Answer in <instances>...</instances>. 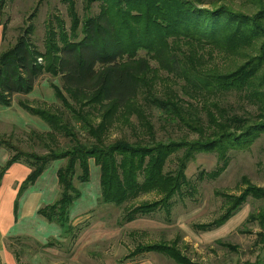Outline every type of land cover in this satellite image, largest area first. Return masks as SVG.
<instances>
[{
  "label": "trees",
  "instance_id": "1",
  "mask_svg": "<svg viewBox=\"0 0 264 264\" xmlns=\"http://www.w3.org/2000/svg\"><path fill=\"white\" fill-rule=\"evenodd\" d=\"M94 2L100 6L95 14ZM250 2L256 11L248 14L220 4L219 0L209 1L211 7L205 6V0H86L87 14L82 17L76 2L68 0L70 27L62 18L57 20V27L50 22L45 50L34 42V28H26L14 44L0 53V105L10 106L15 94H29L36 81L49 73L61 77L62 86L53 87L71 116L67 118L60 109L53 111L19 101L50 127L48 131L32 133L54 145L45 142L48 151L38 153L0 139V147L12 152L0 170V184L9 167L27 162L31 172L23 181L19 196L51 162L65 160L58 170L59 199L38 213L62 226L67 238L75 239L80 228L72 223L71 209L82 196L76 180H91L93 159L100 168L101 202L123 206L144 194L158 195L157 199L126 206L122 224L162 210L170 215L174 197L189 184L186 170L197 153H217L220 166L212 172L202 171L200 176L215 179L227 168L231 149L248 148L264 133V0ZM1 5L4 0H0ZM6 31L7 24L3 23L4 38ZM214 54L236 61L243 58V62L221 70L220 66L209 64ZM231 91L246 92L258 100L263 120L250 123L243 116L231 115L212 97L214 93ZM140 96L163 110L168 119L181 121L198 137L190 141L157 140L147 110L144 105H137L127 108L124 122L132 125L130 118L135 114L147 139L108 141V133L121 113ZM199 110L205 111L206 123ZM77 124L91 137L90 141L80 138ZM57 135L69 139L66 148L57 146ZM180 151L183 153L177 157V168L167 172L170 157ZM248 187L240 195L217 192L228 202L225 211L210 222L194 224L195 229L209 231L223 225L249 196L264 198L263 187ZM251 220H258L260 243L264 244V209L251 213L246 221ZM149 252L162 253L179 264H194L176 242L166 240L139 243L127 257Z\"/></svg>",
  "mask_w": 264,
  "mask_h": 264
},
{
  "label": "rangeland",
  "instance_id": "2",
  "mask_svg": "<svg viewBox=\"0 0 264 264\" xmlns=\"http://www.w3.org/2000/svg\"><path fill=\"white\" fill-rule=\"evenodd\" d=\"M74 1L78 13L82 17L87 14L84 8L86 0ZM205 1V6H212L209 1L213 0ZM219 3L227 4L235 11L248 14L256 11L255 5L250 0H219ZM99 9V3L94 2L92 13H97ZM0 10L3 15L2 18L0 17V53L14 44L19 35L29 26L34 28L32 37L34 42L41 50H45L46 32L50 22L57 27V20L62 18L68 28L71 23L68 0H4ZM3 23L7 24L5 38H2ZM141 55H144V51ZM242 60L243 58L240 60L238 58L236 61L235 58L230 59L224 55L214 54L209 59V64L214 67L220 66L221 70H227L240 64ZM152 64L157 66L155 61H152ZM161 73L163 77L167 76L165 71ZM51 83L62 86L61 77L46 73L36 81L32 93L15 94L10 106H0V139L10 140L15 146L25 151L38 153L48 151L45 142L49 141L51 145L53 142L44 137H36L32 132L42 133L48 131L50 127L42 118L24 110L18 102L28 98L35 105L51 108L53 111L63 110L66 117L70 118V111L55 97ZM181 96L186 100L190 99L188 96L182 94ZM212 97L217 99L231 115L243 116L250 123H260L263 120L258 100L248 96L246 92L214 93ZM137 105H144L143 108L147 110L154 125L157 140L190 141L198 137L197 133L181 121L168 119L163 110L149 105L140 96L121 113L108 133V141L118 138H126L133 142L147 139V133L139 125L135 114L130 118L132 125L124 122L127 108H134ZM196 108H200V105ZM199 111H201L203 122L206 123L208 118L205 111ZM72 121L76 123L73 119ZM77 130L82 140H91L87 132L81 130L80 124H77ZM57 137V146L66 148L69 139L64 135H57ZM182 153L183 151H180L170 157L166 165L167 172L175 171L178 166L177 157ZM10 154L12 152L8 148L0 149V166L5 163ZM228 163L227 168L218 178H201L202 171L212 172L220 166V162L215 152L197 153L186 170L189 184L183 188L181 194L174 197L170 215L162 210L151 216H140L130 223L122 224L121 219L126 206L144 200L157 199L158 195L144 194L138 200L123 206L101 202L100 169L92 159L91 180L86 183L76 180L82 196L71 209L73 211L71 219L72 223L80 228L79 232L77 231L78 236L75 239L61 236L63 231L57 238L60 240L48 238L40 219L36 215L30 216L31 209L27 213V218L21 224L18 222L12 231L10 228L14 225L13 220L8 222L7 228H10L5 233L0 225V264H3L2 253L12 254L15 264H179L174 259L157 252L144 253L134 258L127 257L139 243L163 240L176 242L179 250L194 264L260 262L256 261L260 258L261 249L260 225L258 220L248 222L246 220L251 213L258 214L264 209V198L256 199L249 196L242 209L237 212L238 217L235 221L229 222L222 228L204 232L194 227L196 223L216 219L225 211L228 202L217 192L240 195L249 188V185L264 188V133L248 148L231 149ZM64 164L65 160L51 162L45 172V175H48L38 182L41 183L35 190L46 194L49 198L58 196L61 190L56 178V169ZM30 170L29 164L24 161L8 172L3 180L2 194L6 199L1 209L2 218L5 219L6 215H9V200L15 199L20 182ZM78 173H80L79 170ZM30 194L26 209L32 208L34 204L36 194L32 191ZM11 214L14 217L13 210ZM6 220H9V217ZM48 242H52L53 245H45Z\"/></svg>",
  "mask_w": 264,
  "mask_h": 264
},
{
  "label": "crops",
  "instance_id": "3",
  "mask_svg": "<svg viewBox=\"0 0 264 264\" xmlns=\"http://www.w3.org/2000/svg\"><path fill=\"white\" fill-rule=\"evenodd\" d=\"M3 35V34H2ZM2 38H4L2 36ZM58 77V76H57ZM53 84H56V83H51V86H52V89L54 91V95L55 97L57 98L56 96V93H55V89L53 87ZM58 85V84H56ZM60 86V85H58ZM35 89V87H34ZM33 89V91H34ZM32 91V92H33ZM30 92V93H32ZM29 93V94H30ZM25 101H27L28 103H30V105L32 106H36V107H41L39 105H35L34 103L31 102V100H29L28 98H25L24 99ZM21 101V100H19ZM13 102V101H12ZM19 103V102H18ZM20 104V103H19ZM1 106V105H0ZM24 109V108H23ZM26 110V109H24ZM28 111V110H26ZM29 112V111H28ZM30 113V112H29ZM31 114V113H30ZM48 125V124H47ZM5 146H1L0 149L4 148ZM6 148V147H5ZM11 157V154L10 156L7 158V160L5 161V163L3 165L0 166V170L3 166L6 165V163L8 162V160L10 159ZM57 161V160H56ZM24 163V161H20L18 163H14L11 167H9V169H7V171L5 172V174L3 175V178H2V181H1V184H0V225H1V230L5 233L7 232V230L10 228H7V224L10 220H13L14 222V225L10 228V230L12 231L13 227H15L17 225V223L19 222V224H21V222L27 218V213L28 211H30L32 209V214H30V216L32 215H36L37 218L40 219V221L43 223L42 226H43V229H45L47 231V234H48V238L50 239H57L58 236L64 231V228L62 226H60L58 223L56 222H49L46 218H44L42 215H40L38 213V211L46 206V205H49V204H52L54 203L55 201H57L61 195V191L59 193L58 196H56L55 198H49V196H47L46 194L38 191V190H35V188L40 185V183H38L40 180L42 181L47 175H45V172L46 170L44 171V173L36 180L35 183L33 184H30L26 187V189L18 196V192H19V189L21 188L22 186V183L23 181L27 178V176L29 175V173L24 177V179L20 182L19 184V187L17 189V192H16V197L15 199L12 200H9V215H6L5 219L2 218V215H1V209H2V205H3V202L4 200L6 199V197L3 196L2 194V186H3V180L5 179L6 175L8 174V172H11L12 169L15 167V166H18L20 164ZM96 165V163H95ZM98 166V165H97ZM62 167V166H61ZM60 169V167L58 169H56V178H57V182L59 184V187H60V190H61V186H60V183H59V178H58V170ZM100 169V168H99ZM97 178H98V175H97ZM99 182V181H98ZM38 183V184H37ZM86 183V182H85ZM30 191H32V193H35L36 196L34 198V204L32 205V208H28L26 209V205L29 203V200H30V197H31V194L29 195ZM45 191V190H44ZM16 204L18 205L17 206V209L15 208ZM75 208V207H74ZM73 208V209H74ZM242 209V208H241ZM240 209V210H241ZM13 210V214H14V217H12V214H11V211ZM17 210V212H16ZM73 211H71V214H72ZM237 213H235L231 218H229L223 225L221 226H218L212 230H209V231H213V230H216V229H219V228H222L224 226H226L229 222H233L235 221V218H237L238 216H236ZM9 217V220H6L7 218ZM18 224V225H19ZM261 230V229H260ZM209 231H204V232H209ZM61 236H64V233L61 234ZM60 238V237H59ZM49 239V240H50ZM57 240H60V239H57ZM260 258L259 259H256V261H260V262H254L253 264H264V244L263 243H260ZM151 253V252H149ZM158 253V252H157ZM162 254V253H161ZM2 257H3V264H15L14 262V259H13V256L12 254H3L2 253ZM137 257V256H136ZM129 258H132V257H129ZM134 258V257H133ZM255 261V260H254Z\"/></svg>",
  "mask_w": 264,
  "mask_h": 264
}]
</instances>
